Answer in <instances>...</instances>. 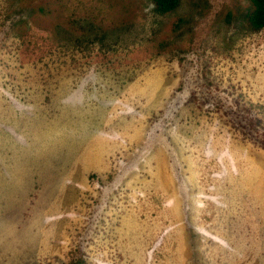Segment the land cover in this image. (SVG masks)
<instances>
[{
    "label": "rangeland",
    "instance_id": "rangeland-1",
    "mask_svg": "<svg viewBox=\"0 0 264 264\" xmlns=\"http://www.w3.org/2000/svg\"><path fill=\"white\" fill-rule=\"evenodd\" d=\"M252 9L0 0V264H264Z\"/></svg>",
    "mask_w": 264,
    "mask_h": 264
},
{
    "label": "trees",
    "instance_id": "trees-1",
    "mask_svg": "<svg viewBox=\"0 0 264 264\" xmlns=\"http://www.w3.org/2000/svg\"><path fill=\"white\" fill-rule=\"evenodd\" d=\"M253 9L249 13L248 22L255 30L264 28V0H250ZM155 11L158 14L164 15L173 12L178 8L181 0H154ZM68 264H79L77 262H71Z\"/></svg>",
    "mask_w": 264,
    "mask_h": 264
},
{
    "label": "crops",
    "instance_id": "crops-1",
    "mask_svg": "<svg viewBox=\"0 0 264 264\" xmlns=\"http://www.w3.org/2000/svg\"><path fill=\"white\" fill-rule=\"evenodd\" d=\"M9 159V156H7V160ZM261 253H264V248L261 250Z\"/></svg>",
    "mask_w": 264,
    "mask_h": 264
}]
</instances>
